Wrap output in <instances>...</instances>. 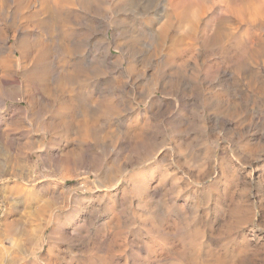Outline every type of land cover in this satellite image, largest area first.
<instances>
[{
  "label": "rangeland",
  "instance_id": "374dc122",
  "mask_svg": "<svg viewBox=\"0 0 264 264\" xmlns=\"http://www.w3.org/2000/svg\"><path fill=\"white\" fill-rule=\"evenodd\" d=\"M2 252L264 264V0H0Z\"/></svg>",
  "mask_w": 264,
  "mask_h": 264
},
{
  "label": "bare ground",
  "instance_id": "6f19581e",
  "mask_svg": "<svg viewBox=\"0 0 264 264\" xmlns=\"http://www.w3.org/2000/svg\"><path fill=\"white\" fill-rule=\"evenodd\" d=\"M45 11V10H44ZM16 53V52H15ZM41 214V213H40ZM7 229V231H10L11 229V226H7L6 227ZM14 233V232H13ZM11 258V257H10ZM21 258H20V256L18 255V254H16L12 259H11V261L12 262H16L17 263V261H19ZM24 259H26V258H24ZM8 258H7V256H6V254L5 253H0V264H4V263H7V262H11ZM15 263V264H16ZM19 263V262H18Z\"/></svg>",
  "mask_w": 264,
  "mask_h": 264
}]
</instances>
